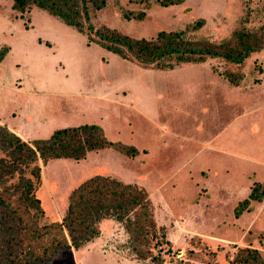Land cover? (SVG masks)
<instances>
[{
	"label": "rangeland",
	"instance_id": "374dc122",
	"mask_svg": "<svg viewBox=\"0 0 264 264\" xmlns=\"http://www.w3.org/2000/svg\"><path fill=\"white\" fill-rule=\"evenodd\" d=\"M162 1L107 0L91 12V22L152 38L203 18L188 35L216 42L243 26L264 28V0ZM12 5L0 0V49L11 47L0 63V113L10 115L5 123L28 141L59 127L97 123L110 140L139 151L105 147L82 160L43 165L41 222L62 218L71 191L103 173L148 190L159 233L169 240L154 242L164 264H246L241 246L257 248L264 259V196L235 213L264 181V48L238 64L208 57L173 69L146 67L41 8L21 14ZM227 70L242 77L238 85L223 75ZM100 228L102 253L72 248L50 264H156L135 260L121 223L107 220Z\"/></svg>",
	"mask_w": 264,
	"mask_h": 264
},
{
	"label": "trees",
	"instance_id": "16d2710c",
	"mask_svg": "<svg viewBox=\"0 0 264 264\" xmlns=\"http://www.w3.org/2000/svg\"><path fill=\"white\" fill-rule=\"evenodd\" d=\"M183 0H163L162 5ZM107 0H13L12 7L24 14L41 8L63 23L87 34L110 51L158 69H173L181 63H199L208 57H222L241 63L252 52L264 48V28L236 29L230 37L216 42L207 37L189 36L205 20L199 19L184 29L161 30L152 38H135L108 26L96 28L91 12L102 9ZM9 51L0 49V61ZM223 75L235 85L241 76L227 70ZM113 147L127 155H136V146L110 140L97 123L56 128L49 137L28 141L0 123V264H50L61 252L81 249L101 234L100 222L111 218L130 234L131 252L141 262L151 259L164 264L163 250L154 245L168 243L160 234L155 208L148 190L117 176L96 173L74 188L62 218L42 223L45 210L40 191L44 180L42 166L52 159L82 160L93 150ZM263 182H256L247 198L236 206L239 215L249 208L250 199L261 200ZM264 198V197H263ZM155 242V243H154ZM155 246V247H156ZM248 253L243 262L264 264L257 248L240 247ZM171 264H181L172 262Z\"/></svg>",
	"mask_w": 264,
	"mask_h": 264
},
{
	"label": "crops",
	"instance_id": "0c3cea01",
	"mask_svg": "<svg viewBox=\"0 0 264 264\" xmlns=\"http://www.w3.org/2000/svg\"><path fill=\"white\" fill-rule=\"evenodd\" d=\"M33 10V9H32ZM31 13H33L32 11H31ZM67 25V24H66ZM69 26V25H68ZM33 27V26H32ZM32 27H29V28H27V30H31V28ZM71 27V26H70ZM73 28V27H72ZM74 29V28H73ZM76 30V29H75ZM78 31V30H77ZM38 42V41H37ZM39 43V42H38ZM11 51V47L9 46V51H8V53L7 54H9V52ZM6 54V55H7ZM6 57V56H5ZM4 57V58H5ZM3 58V59H4ZM3 59L0 61V63H2V61H3ZM19 79H17V81H18ZM17 81H16V83H17ZM0 86H2L1 84H0ZM0 93H3L2 92V89L0 90ZM1 95V94H0ZM2 97V96H1ZM15 114V113H14ZM9 114H7L6 116H8ZM3 113H0V123L1 124H4V125H6V126H8L6 123H5V120H6V117ZM10 116V115H9ZM9 127V126H8ZM11 130H13L14 132H16L17 134H19L22 138H24V139H26L27 140V138L25 137L26 135H25V133L23 134V132L21 131V130H19L20 128L19 127H16L15 125H12V127H9ZM107 220H109V221H115L114 219H111V218H107V219H103L100 223V227H102V223L104 222V221H107ZM115 222H117V221H115ZM102 233V232H101ZM104 243V239H103V235L102 234H100V236L99 237H97V238H95L94 240H92V241H90V242H88L86 245H84L80 250H78V251H81V250H83V248H87V247H90L91 249H99L100 250V252L102 251V244ZM102 253V252H101ZM105 256L107 255V254H104ZM126 260V259H125ZM136 260V259H135ZM130 261H132V260H130Z\"/></svg>",
	"mask_w": 264,
	"mask_h": 264
}]
</instances>
